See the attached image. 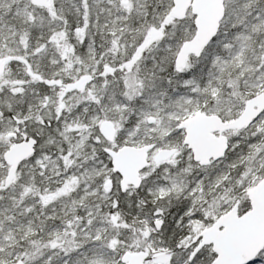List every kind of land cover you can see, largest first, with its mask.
<instances>
[{"label": "snow or ice", "instance_id": "6c2138e0", "mask_svg": "<svg viewBox=\"0 0 264 264\" xmlns=\"http://www.w3.org/2000/svg\"><path fill=\"white\" fill-rule=\"evenodd\" d=\"M0 264H264V0H0Z\"/></svg>", "mask_w": 264, "mask_h": 264}]
</instances>
